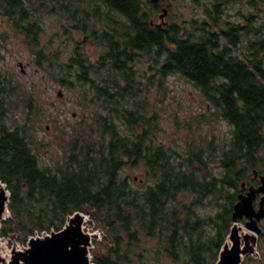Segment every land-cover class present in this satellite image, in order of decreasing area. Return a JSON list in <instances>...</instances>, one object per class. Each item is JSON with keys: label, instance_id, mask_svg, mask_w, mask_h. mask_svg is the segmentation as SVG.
Instances as JSON below:
<instances>
[{"label": "trees", "instance_id": "16d2710c", "mask_svg": "<svg viewBox=\"0 0 264 264\" xmlns=\"http://www.w3.org/2000/svg\"><path fill=\"white\" fill-rule=\"evenodd\" d=\"M216 1L212 32L211 4L205 24L183 29L152 26L147 0H0V16L34 66L73 94L80 113L64 131L62 157L42 165L34 86L0 68V181L10 193L0 236L27 242L81 212L104 232L93 242L94 264L217 263L233 226L232 165L246 143L264 140V51L252 37L242 51L224 24L228 0ZM53 15L67 31L43 41ZM170 75L211 108L188 118L185 143L162 137ZM21 106L24 121L14 118ZM219 119L230 126L221 146L214 133L201 134Z\"/></svg>", "mask_w": 264, "mask_h": 264}, {"label": "rangeland", "instance_id": "374dc122", "mask_svg": "<svg viewBox=\"0 0 264 264\" xmlns=\"http://www.w3.org/2000/svg\"><path fill=\"white\" fill-rule=\"evenodd\" d=\"M212 1L214 0H173L174 12L176 14L172 16L171 21L184 23L191 21L193 18L199 19L201 18V6ZM223 9L224 12L226 10V17L229 12L235 15L238 11L245 10L242 2L225 5ZM158 15L156 22H160ZM62 22L64 21H60L56 15L46 19L43 23L46 28V34L43 36L42 40L47 41L49 36L54 33L64 35L67 31L66 28L68 23L63 25ZM76 36L77 38H81L79 34H76ZM96 51L97 50L93 47L90 49V52L94 53ZM262 55L264 57V52ZM0 68L9 74H14L15 77L20 78L25 84L34 86V91L38 99L37 101L43 110L39 118L35 120L37 123L36 130L46 144V146L39 151L41 164L52 165L56 163L63 155L65 143L62 138H67L64 131H70L72 125H74L80 117L74 96L64 87L53 84L42 71L34 66L33 60L25 50L21 40L13 35L8 29L5 19L1 16ZM164 97L165 105L162 112V122L166 133L162 135L163 140L166 143H172L175 140L185 143V141L192 136L190 129L185 126L188 118L206 111L210 112L211 108L199 91H197L192 84L179 76L170 75L168 77ZM24 110L25 109L21 106L14 112V118L24 121ZM206 133L209 134L210 137H212L211 134L214 133L215 144L221 146L223 142H228L230 139V126L219 119L213 122L211 126L205 124L202 127L201 134L206 135ZM197 135H199V132ZM197 142L200 143L201 141L198 139ZM132 175L136 178V181H140L138 179H142L143 177L140 172ZM82 214L85 216L83 230L94 235L93 242L94 240H102L104 232L95 226L88 214ZM9 216L10 213L7 214L6 219ZM238 225L240 226V224ZM37 235L41 236L38 233L35 234V236ZM0 238L2 255L6 257V255L9 254V259L12 256L13 250L26 248L28 246V240L30 239L29 237L27 242H24L18 235H11V237L8 238L0 236ZM96 248L97 245L92 243L89 249L91 261L93 257L92 251L96 250ZM262 254V258L264 259V252H262ZM257 256L259 255H255V258ZM243 264H264V260L245 259Z\"/></svg>", "mask_w": 264, "mask_h": 264}, {"label": "flooded vegetation", "instance_id": "af4514ba", "mask_svg": "<svg viewBox=\"0 0 264 264\" xmlns=\"http://www.w3.org/2000/svg\"><path fill=\"white\" fill-rule=\"evenodd\" d=\"M240 2H242L245 10H240L235 15L229 12L227 17L225 16V10L223 15L224 24L227 28H235L241 37L242 51H248L247 47L250 37L253 38L252 43H257L258 48L264 51V46H260V43L264 44V0H228L226 5ZM216 3L217 1L214 0L201 6V18H193L191 21L184 23L171 21L172 16L176 14L174 12L173 0H158L157 2L147 0L146 5L152 12V26L166 28L177 25L183 29H187L191 28L194 23L201 25L207 22V8L211 4L213 14L212 18H210V29L212 32H217ZM157 15L160 22H156ZM161 16H163V19ZM260 81L264 83V78H260ZM261 137L264 138V128ZM253 146L251 149L249 148V143L244 145L243 150L238 154L240 161L232 165L229 181L231 192L235 199L233 209L240 200L247 202L244 215L238 223L243 228L241 235L250 233L256 235L257 238L256 254L246 255L243 261L245 259L264 260L262 258V252H264V140H261L259 143H253ZM229 154L232 157L235 154L232 142L229 144ZM246 226L256 228L257 231L253 232L247 229ZM255 255H259L257 256L258 258H255Z\"/></svg>", "mask_w": 264, "mask_h": 264}, {"label": "water", "instance_id": "95a60500", "mask_svg": "<svg viewBox=\"0 0 264 264\" xmlns=\"http://www.w3.org/2000/svg\"><path fill=\"white\" fill-rule=\"evenodd\" d=\"M157 2L158 0H153ZM163 19V16H161ZM10 193L6 185L0 181V228L9 213ZM247 202L240 200L234 207L233 226L219 254L216 264H242L248 254H256V235L241 232L238 226L244 215ZM85 216L81 212L74 213L60 231H52L43 237L31 238L24 251L13 250L12 256L4 257L0 243V264H94L90 258V247L94 235L83 230ZM253 232L256 228L246 226Z\"/></svg>", "mask_w": 264, "mask_h": 264}, {"label": "built area", "instance_id": "2783aa9c", "mask_svg": "<svg viewBox=\"0 0 264 264\" xmlns=\"http://www.w3.org/2000/svg\"><path fill=\"white\" fill-rule=\"evenodd\" d=\"M42 235H45V233H43ZM38 236V235H37ZM0 242H1V238H0ZM26 248H24V249H16V250H20V251H23V250H25Z\"/></svg>", "mask_w": 264, "mask_h": 264}, {"label": "bare ground", "instance_id": "6f19581e", "mask_svg": "<svg viewBox=\"0 0 264 264\" xmlns=\"http://www.w3.org/2000/svg\"><path fill=\"white\" fill-rule=\"evenodd\" d=\"M243 233H244V232H243ZM8 256H9V254L6 255V257H8Z\"/></svg>", "mask_w": 264, "mask_h": 264}]
</instances>
